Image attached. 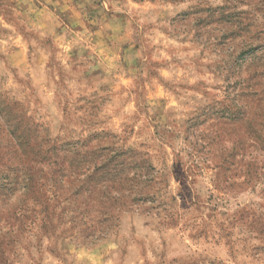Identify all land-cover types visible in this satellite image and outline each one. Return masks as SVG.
<instances>
[{"label":"rangeland","instance_id":"rangeland-1","mask_svg":"<svg viewBox=\"0 0 264 264\" xmlns=\"http://www.w3.org/2000/svg\"><path fill=\"white\" fill-rule=\"evenodd\" d=\"M0 123V264H264V0H0Z\"/></svg>","mask_w":264,"mask_h":264},{"label":"trees","instance_id":"trees-1","mask_svg":"<svg viewBox=\"0 0 264 264\" xmlns=\"http://www.w3.org/2000/svg\"><path fill=\"white\" fill-rule=\"evenodd\" d=\"M0 125H1V126H4V124L2 125L1 123H0ZM30 164H31V163H30ZM1 172H3V171H1ZM30 176L33 177L32 174H30Z\"/></svg>","mask_w":264,"mask_h":264}]
</instances>
